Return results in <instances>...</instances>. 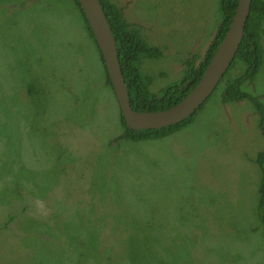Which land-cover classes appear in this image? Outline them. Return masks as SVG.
Here are the masks:
<instances>
[{"label": "rangeland", "instance_id": "374dc122", "mask_svg": "<svg viewBox=\"0 0 264 264\" xmlns=\"http://www.w3.org/2000/svg\"><path fill=\"white\" fill-rule=\"evenodd\" d=\"M112 1L162 49L140 62L154 94L199 64L220 21L219 0ZM84 22L72 0H0V264H264L256 100L216 89L190 125L126 138ZM257 40L244 90L264 106V19ZM28 190L40 217L12 199Z\"/></svg>", "mask_w": 264, "mask_h": 264}, {"label": "trees", "instance_id": "16d2710c", "mask_svg": "<svg viewBox=\"0 0 264 264\" xmlns=\"http://www.w3.org/2000/svg\"><path fill=\"white\" fill-rule=\"evenodd\" d=\"M72 1L76 4L77 8L81 12L85 20L84 23L86 25V28L88 29L91 37L94 39L89 27V23L78 1ZM99 2L104 10L113 37L115 39L123 78L129 93L130 105L134 110L137 111L163 110L173 106L188 94V92L200 79L218 44L224 37L237 5V0L218 1L220 21L218 24V28L214 34V38L212 39L204 58L199 62L197 66H194L190 60H187V65L183 69V77L174 85L167 86L161 89L162 92L160 94H154L149 92L147 89L149 78L141 71L140 62L143 57H158L159 55H161V48L158 46L149 45L142 37L139 28L132 26V23H129L124 18L122 8H120L115 2H113L112 0H99ZM263 19L264 1L252 0L249 15L244 27V35L237 50L236 56L228 67L226 73L223 75L216 89H218L217 92H220L221 101L224 103L237 102L243 99H248L252 102L256 100V107L262 110V115L259 119V127L261 128V131L264 135V106H262V104L260 103L258 96H256L255 94H250L249 91L244 90V84L250 83L253 80L258 69V66H251L253 59L259 57L261 61L262 47L260 46L257 39ZM237 59L244 64L241 67L242 70L240 68L238 72L236 70ZM106 75L107 80L110 83L107 71ZM25 86L28 93H30L31 91H35L39 94L41 93V86L37 84L27 82ZM202 108H204V104L196 112L177 123L159 129L142 130L128 128L120 111L122 123L126 127V131L123 136L126 138H131L133 140L156 139L168 136L169 134L174 133L182 127L190 125L195 120L197 112ZM257 111L259 110L257 109ZM263 161L264 153L262 152L260 153L259 157H256V162L258 163V165L262 166ZM28 192L29 193H25L29 196L28 198H24V194L18 192V195L12 197V199L16 202L17 205H19V207L22 208L24 212L32 214L33 216L40 217L41 211L37 209V205L35 204L39 201L30 194V192H32L31 190H28ZM11 201L12 200H9L8 202L6 201V203H9ZM258 210V221L260 223H264V179L261 180L259 187ZM11 218L12 217L10 216V219ZM65 238L69 239V236L65 234ZM121 258L127 259V264H131V260L129 259L130 257Z\"/></svg>", "mask_w": 264, "mask_h": 264}, {"label": "water", "instance_id": "95a60500", "mask_svg": "<svg viewBox=\"0 0 264 264\" xmlns=\"http://www.w3.org/2000/svg\"><path fill=\"white\" fill-rule=\"evenodd\" d=\"M101 52L125 124L130 129H159L196 112L220 83L234 60L249 15L252 0H237L228 29L195 86L179 102L159 111L134 110L123 78L115 39L99 0H77Z\"/></svg>", "mask_w": 264, "mask_h": 264}, {"label": "clouds", "instance_id": "9594fccd", "mask_svg": "<svg viewBox=\"0 0 264 264\" xmlns=\"http://www.w3.org/2000/svg\"><path fill=\"white\" fill-rule=\"evenodd\" d=\"M123 12V11H122ZM143 37V36H142ZM144 38V37H143ZM144 40H146L145 38H144ZM219 45V44H218ZM152 46V45H151ZM217 49V48H216ZM207 52V51H206ZM161 54H162V49H161ZM214 54V53H213ZM260 59H259V57H256V58H254L253 59V62L251 63V66H258V65H260ZM255 64V65H254Z\"/></svg>", "mask_w": 264, "mask_h": 264}, {"label": "flooded vegetation", "instance_id": "af4514ba", "mask_svg": "<svg viewBox=\"0 0 264 264\" xmlns=\"http://www.w3.org/2000/svg\"><path fill=\"white\" fill-rule=\"evenodd\" d=\"M133 26H135V27H137V28H139V30L141 31V29H142V26L140 25V24H138V23H136V24H134ZM44 93V91H43V89H42V87H41V95Z\"/></svg>", "mask_w": 264, "mask_h": 264}, {"label": "bare ground", "instance_id": "6f19581e", "mask_svg": "<svg viewBox=\"0 0 264 264\" xmlns=\"http://www.w3.org/2000/svg\"><path fill=\"white\" fill-rule=\"evenodd\" d=\"M204 104V103H203Z\"/></svg>", "mask_w": 264, "mask_h": 264}]
</instances>
